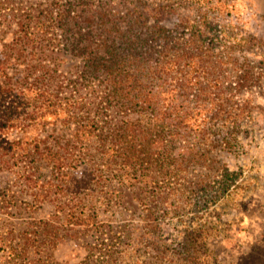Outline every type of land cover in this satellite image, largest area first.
<instances>
[{"label":"trees","instance_id":"1","mask_svg":"<svg viewBox=\"0 0 264 264\" xmlns=\"http://www.w3.org/2000/svg\"><path fill=\"white\" fill-rule=\"evenodd\" d=\"M172 5L154 9L145 6L123 16L117 10H104L97 19L75 25L84 37L83 55L89 57L93 73L106 75L108 104L119 111L140 114L113 126L107 123L106 141L102 139L97 148V152L102 150L100 162L105 170L99 158L92 155L95 121L81 117L80 107L72 98L63 97L60 90L53 93L50 85L39 80L41 86L29 89L34 94L32 103L20 107L6 102L13 95L11 79L0 81V110H4L0 116V163L12 162L19 167L11 176L29 195V208L44 210L41 218L29 222L19 235L10 231L2 236L1 245L10 264H48L61 229L73 238L79 235V229L94 225L97 215L90 211L89 200L80 196L79 189L85 191L92 180L103 175L117 177L122 185H141L137 201L144 206V227L151 234L157 232L156 213H168L173 201L184 208L209 192V207L229 194L236 173L213 153L220 145L229 152L238 147L236 137L242 120L257 112L249 101L237 103L238 93L249 89L260 76L256 77L249 57L241 60L236 55L246 54L252 43L264 46V42L233 24L214 23L210 15L216 7H190L197 14L194 17L191 13L182 16ZM229 9L224 4L218 6L221 13ZM168 14L179 19L171 28L162 24ZM212 28L215 36H209ZM36 42L35 35L25 42L32 53L37 49ZM19 43L18 36L6 48L12 51ZM8 51L5 55L9 60L12 53ZM35 70L44 72L46 68L38 65L33 73ZM162 93L190 97L186 114L176 110L174 118L160 117L157 104ZM187 119L198 129L200 146L208 145V149L200 147L184 156L176 152L177 132L183 124L186 126ZM9 129L17 132L15 138L6 136ZM222 132L225 135L218 142L210 141L211 135ZM81 166L84 174L79 176ZM192 167L205 172L194 176L190 186H181ZM185 171L186 176H182ZM3 177L0 181H6ZM208 183H213L211 189ZM15 199L4 193L2 201L7 207ZM119 202L130 205L122 199ZM213 229L197 231L189 248L201 251L214 235ZM107 253L97 264H118L119 259L130 258L125 251L117 253L111 247ZM198 254L193 258H199ZM83 263L95 264L89 258Z\"/></svg>","mask_w":264,"mask_h":264},{"label":"rangeland","instance_id":"2","mask_svg":"<svg viewBox=\"0 0 264 264\" xmlns=\"http://www.w3.org/2000/svg\"><path fill=\"white\" fill-rule=\"evenodd\" d=\"M171 4L182 16L191 13L194 17L197 14L190 7H216L217 11L210 15L214 23L233 24L243 33L264 42V0H0V64L3 67L0 68V81L7 82L10 78L13 90L6 102L29 107L34 97L29 89L41 86L39 80L50 85L53 93L60 90L63 97L72 98L80 107L79 115L95 121L92 155L99 158L98 163L105 170V164L100 162L102 150L97 152V148L102 139L106 141L107 123L113 126L123 119L134 120L140 114L133 110L119 111L108 104L106 75L93 73L89 57L83 55L84 37L79 35L75 25L89 18L97 19L104 10H117L123 16L145 6L149 9L168 8ZM221 4L230 8L228 12L218 11ZM178 20L175 15L168 14L164 15L162 24L171 28ZM214 29L209 36L216 35ZM33 35L37 38L34 53L25 44ZM18 36L19 45L8 51L6 45ZM6 51L12 53L9 60ZM236 56L241 60L249 57L260 80L238 93L236 99L238 105L249 101L257 107L256 114L241 122L236 137L238 147L229 152L220 145L213 153L236 173L229 194L209 207L206 204L209 192L189 201L190 205L184 208L173 201L168 213L163 210L156 213L157 232L151 234L144 227V206L137 201L141 185H122L117 177L103 175L92 180L85 191L79 189L80 196L89 200L90 211L97 215L96 223L87 230L79 229V235L73 238L61 229L54 244V257L48 264H84L87 258L97 264L104 254H108L110 247L117 253L125 251L130 256L126 260L119 259L118 264H264V46L252 43L246 54ZM38 65H43L46 71L35 70L33 73ZM189 98L162 93L157 104L158 115L174 118L176 110L185 115L190 107ZM3 111L0 110V116ZM186 123L177 132L176 152L187 156L200 147L201 150L208 149V145L200 146L198 129L191 120L187 119ZM12 130L6 134L8 138L11 136L10 139L17 136ZM224 135L223 132L213 134L210 141L218 142ZM16 167L12 162L0 163V176L6 180L0 181V264H10L5 247L1 245L2 236L10 231L19 235L29 222L41 218L44 213L42 208H29V195L24 193L22 183L11 176L19 168ZM195 168L187 170L190 177L181 186H190L195 181L194 176L205 172ZM79 170L77 173L82 176V166ZM185 173L182 172V176H186ZM212 186L213 183H208V188ZM4 193L16 196L7 207L2 201ZM120 199L130 205L119 202ZM212 227L214 235L201 251L195 250L194 246L189 248L197 231L207 233ZM127 229L128 234H125ZM197 251L200 254L196 259L193 255Z\"/></svg>","mask_w":264,"mask_h":264}]
</instances>
